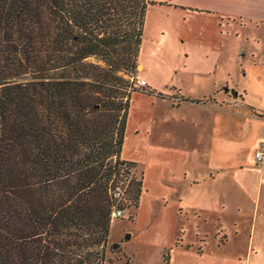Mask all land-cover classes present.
<instances>
[{"label":"trees","instance_id":"obj_1","mask_svg":"<svg viewBox=\"0 0 264 264\" xmlns=\"http://www.w3.org/2000/svg\"><path fill=\"white\" fill-rule=\"evenodd\" d=\"M150 3L0 0V264H112L110 210L142 187L121 151Z\"/></svg>","mask_w":264,"mask_h":264},{"label":"crops","instance_id":"obj_2","mask_svg":"<svg viewBox=\"0 0 264 264\" xmlns=\"http://www.w3.org/2000/svg\"><path fill=\"white\" fill-rule=\"evenodd\" d=\"M150 1L142 28V35L143 30L147 31L149 40L144 46L141 37L135 76L143 79L145 89L153 92L131 93L126 127L132 117V99L140 96L148 99V104L153 100L165 102L183 112L176 122L184 131L188 129L190 139H186L194 142L192 147L181 148L196 150L204 163L201 176L183 172L184 185L191 190L192 200L186 205L182 192L176 196L178 218L193 220L195 229L180 232L179 243L162 249L161 264H264V160H254L255 150L264 145V38L253 32L264 29V0ZM161 7L166 8L158 9ZM163 13L165 17L178 19L177 25L171 21L165 27L160 24ZM173 44L181 45L182 57L171 56L167 63L175 68L174 73L181 68L192 83L173 82L172 68L165 66L166 61L159 55L162 45L169 50ZM239 56L244 57L242 63L247 61V65L241 71L242 78L236 80L239 76L232 67ZM156 62L161 70L153 69L154 79L149 70ZM162 70L172 79L170 84L165 81L163 84L157 77V74L164 77ZM197 79L204 82L197 84ZM196 87L201 90L197 97L188 93ZM230 90L236 96L229 97ZM176 92L179 94L175 95ZM140 119L142 115L136 117ZM124 143L125 139L121 158L139 164L142 171L135 221L142 216L148 191L146 167L137 158L125 156ZM168 151L180 153L177 149ZM218 182L223 183V198L215 205H203L211 198L200 189ZM166 202L162 198V203ZM125 256L129 258L127 264H132V256Z\"/></svg>","mask_w":264,"mask_h":264},{"label":"rangeland","instance_id":"obj_3","mask_svg":"<svg viewBox=\"0 0 264 264\" xmlns=\"http://www.w3.org/2000/svg\"><path fill=\"white\" fill-rule=\"evenodd\" d=\"M166 7L158 8L163 10ZM169 9V7L167 8ZM153 10L149 9V20L153 18ZM152 12V13H151ZM177 14V13H175ZM166 13H163L160 24L164 23V27L167 22L171 21L174 25L178 19H172V16L167 17ZM146 18V16H145ZM163 25V24H162ZM182 29L180 30L181 34ZM253 31V30H251ZM261 39L264 38V29H257L253 31ZM142 39L144 46H146L149 40V34L147 31L144 33ZM180 44V43H179ZM146 48V47H145ZM162 53L159 55L166 61L167 67L172 68V74H174L173 82L181 81L184 84L192 83L186 76L183 75L181 68H178V72H175V68L167 63L171 56L177 59L182 57L181 45H171L169 50L162 45ZM169 53L171 55H169ZM167 54V56L165 55ZM169 55V56H168ZM244 57L239 56L238 60L233 64L234 72L240 77H236V80L242 78V69H245L247 61L243 64ZM94 61V58H89ZM155 70H161L157 62L153 64L149 70L151 76L155 79ZM164 74V70L161 71ZM129 79V82L135 86V82L138 77H132L131 74L125 75ZM157 77L164 84L172 82L168 76L164 74V77ZM235 77V74H234ZM143 80V79H140ZM197 84L204 82L201 79L195 81ZM139 90H147L145 85H137ZM200 88L196 87L188 90V93L193 96L200 95ZM229 97L236 96L233 91L227 92ZM178 95L179 93H174ZM120 98L122 103L125 101V97ZM253 99V98H252ZM233 102H237L234 100ZM207 103L214 104V102L207 100ZM235 105V104H233ZM131 106H133L132 117L130 123L125 129V156H133L146 167V181L148 191L144 196V203L142 206V216L140 219L133 221L136 215L137 206L133 203V199L125 194L128 199L124 202V216L119 219L111 221L108 241L106 244V258L112 264H127L129 258L125 255L132 256V264H161L162 249L166 247H174V245L180 241L177 239L180 232L184 230L195 229L194 221H186L178 218L175 211V204L177 201V194L182 192L185 198V204L187 205L192 200L191 190H187L184 185L183 172H193V174H203L204 163L202 157H198V154L190 152L191 150L182 149L181 147H192L194 142L187 134L188 129L181 128L176 121L181 120L183 112L180 109H172L166 105L165 102L160 100H153V103L148 104V99L140 96L131 100ZM236 106V105H235ZM194 111V110H193ZM138 115H142L143 119L136 120ZM145 126L148 130H145ZM185 137V138H184ZM188 138V139H186ZM200 142V141H199ZM201 143V142H200ZM172 146V147H170ZM174 146V147H173ZM176 147V148H175ZM168 149H177L180 151L178 154H173ZM190 152V154H188ZM190 155H193L190 157ZM141 167L139 164H135L131 168L129 176H134L136 179H140ZM189 175V174H188ZM191 177V174L189 175ZM201 176V175H200ZM128 180L125 181L126 185ZM219 185V186H218ZM218 185H206L202 187L204 196H210L211 200L203 202V205H215L221 201L223 183L218 182ZM162 198L167 201L166 204L162 203ZM230 200V196L228 198ZM210 227L212 225H209ZM130 238H127V236ZM221 241L224 240L222 236ZM165 254V253H164ZM128 259V260H127ZM167 256L165 255V258Z\"/></svg>","mask_w":264,"mask_h":264},{"label":"built area","instance_id":"obj_4","mask_svg":"<svg viewBox=\"0 0 264 264\" xmlns=\"http://www.w3.org/2000/svg\"><path fill=\"white\" fill-rule=\"evenodd\" d=\"M137 85H145L144 80L137 79L135 82L136 87H140ZM235 105H237V102H234ZM254 160L257 162H263L264 160V145L261 144L254 152ZM124 191H125V186L122 184H118L114 189H113V197L116 199V202L120 201L124 197ZM110 218L111 220L122 218L124 216V209L120 208L118 204L114 205L111 210H110Z\"/></svg>","mask_w":264,"mask_h":264}]
</instances>
